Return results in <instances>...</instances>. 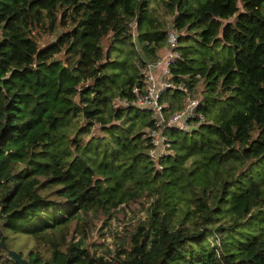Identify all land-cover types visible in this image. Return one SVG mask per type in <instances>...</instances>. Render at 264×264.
I'll use <instances>...</instances> for the list:
<instances>
[{"label": "trees", "instance_id": "1", "mask_svg": "<svg viewBox=\"0 0 264 264\" xmlns=\"http://www.w3.org/2000/svg\"><path fill=\"white\" fill-rule=\"evenodd\" d=\"M161 1L171 21L152 0H0V264H19L12 235L35 240L27 264H264V0ZM173 34L160 102L181 109L201 79L204 122L164 129L155 160L150 111L120 101ZM142 195L116 257L54 237Z\"/></svg>", "mask_w": 264, "mask_h": 264}, {"label": "rangeland", "instance_id": "2", "mask_svg": "<svg viewBox=\"0 0 264 264\" xmlns=\"http://www.w3.org/2000/svg\"><path fill=\"white\" fill-rule=\"evenodd\" d=\"M161 0H152L151 7H157V15L163 20V10ZM163 11V12H162ZM164 18L166 21L172 20V17L168 13L164 12ZM167 30H171V22H169ZM61 30H58L56 34L43 33L38 36L39 45L46 44L48 41H56L57 35ZM110 41V37L104 38L103 43L106 45ZM168 43L158 52L160 56L166 55V48ZM65 53L61 52L57 55L60 59H64ZM178 54L176 55V57ZM175 57V58H176ZM199 77V76H197ZM89 82H85L88 84ZM193 96L196 98L202 97L205 91V81L199 79L196 83ZM201 92L203 95L201 96ZM146 127L143 131H147ZM149 199L142 195L136 200H131L128 203L121 204L117 208H114L109 213L103 211H89L82 215V220L86 225L83 226V221L80 219L77 224L84 230L82 232H76V221H72L67 228L54 232V237H60L64 235L65 242H79L81 246L86 247L91 254L95 256H104L106 258L116 257L123 248L128 249L131 245V237L133 233L137 231V228L146 219V208L149 205ZM37 246L35 240L30 236L12 235V239L9 241V247L12 250H21L26 253L30 248ZM47 245H42L40 249L46 251ZM121 257H122V253Z\"/></svg>", "mask_w": 264, "mask_h": 264}, {"label": "built area", "instance_id": "3", "mask_svg": "<svg viewBox=\"0 0 264 264\" xmlns=\"http://www.w3.org/2000/svg\"><path fill=\"white\" fill-rule=\"evenodd\" d=\"M166 55L160 56L159 53L153 61L145 63L142 70L143 88L133 87L132 91L136 94V98L130 103L121 100L123 105L132 104L138 109L148 110L154 120L153 129L146 131V135L151 138L153 148L149 151V155L158 160L166 153L170 152V143L164 129L177 128L185 132H192L197 129L198 125L204 122L201 113L196 112L198 99L192 96V92L186 91L184 104L181 109L169 114L165 111L168 105L160 102L161 93L168 89L174 88L175 84L170 80V64L174 61L177 51L173 48L176 45V35H171L168 40ZM182 89V86H179Z\"/></svg>", "mask_w": 264, "mask_h": 264}, {"label": "water", "instance_id": "4", "mask_svg": "<svg viewBox=\"0 0 264 264\" xmlns=\"http://www.w3.org/2000/svg\"><path fill=\"white\" fill-rule=\"evenodd\" d=\"M1 243L3 244V239H1ZM8 255H9V257H11L12 259H14L19 264H27V262L23 258H21V256L19 255V253H17L14 250L9 249L8 250Z\"/></svg>", "mask_w": 264, "mask_h": 264}, {"label": "clouds", "instance_id": "5", "mask_svg": "<svg viewBox=\"0 0 264 264\" xmlns=\"http://www.w3.org/2000/svg\"><path fill=\"white\" fill-rule=\"evenodd\" d=\"M192 96H193V94H192ZM194 97V96H193ZM194 98H196V97H194ZM196 99H198L199 100V98H196Z\"/></svg>", "mask_w": 264, "mask_h": 264}]
</instances>
